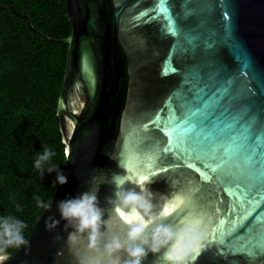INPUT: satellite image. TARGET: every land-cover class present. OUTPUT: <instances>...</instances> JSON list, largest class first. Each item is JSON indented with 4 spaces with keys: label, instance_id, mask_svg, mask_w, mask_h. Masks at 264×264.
Returning <instances> with one entry per match:
<instances>
[{
    "label": "water",
    "instance_id": "obj_1",
    "mask_svg": "<svg viewBox=\"0 0 264 264\" xmlns=\"http://www.w3.org/2000/svg\"><path fill=\"white\" fill-rule=\"evenodd\" d=\"M154 6L155 0H65L70 31L64 38L50 37L27 19L30 29L45 39L67 45L56 115L68 180L66 184L57 185L50 199L52 208L42 211L29 234L28 243L14 252L0 254L5 258L0 264H77V253L90 255L82 243H69L68 232L72 229H65L63 220L52 230H47L44 223L49 211L56 213L59 219L56 212L59 199L89 188L97 191L98 203L108 219L107 234L123 233L125 225L108 199L113 192L112 177L127 174L122 163L125 153L135 167L139 163L138 149L140 159L146 160L149 154L158 153L166 145L162 131L151 126L144 132L142 125L154 119L182 83V71L161 76L163 62L174 43L173 38L161 33V22L133 20L140 12ZM169 6L174 13L182 11L181 0H170ZM4 7L17 13L11 5ZM143 19L147 20V17ZM236 25L240 39L258 65L264 67V0H236ZM196 28L207 33L218 28V23L209 21L202 27L196 24ZM220 53L234 70L229 52L220 49ZM205 54L200 50L198 57ZM191 62L190 56L182 59L180 54L172 61L180 70ZM86 69L91 70L93 80H89ZM145 137H148L147 142H143ZM177 163L171 154H165L161 157L160 168L169 171L153 169L155 174L143 185L151 190L157 209V204L161 206L174 194L192 199L197 213L201 210L208 213L205 219L211 233L225 218L215 211L217 202L221 201L219 206L226 215L232 197L222 193L214 180L202 182L195 169L177 168ZM139 171L146 172V169ZM126 186L138 189L139 183L131 180ZM194 189H200L198 195H194ZM259 211L264 213V207ZM57 235L59 239H56ZM83 239L81 237V241ZM118 255L122 260L123 253ZM143 264L172 262L161 250L160 253H149ZM183 264H264V256L234 254L225 260L204 252L196 261H184Z\"/></svg>",
    "mask_w": 264,
    "mask_h": 264
},
{
    "label": "snow or ice",
    "instance_id": "obj_2",
    "mask_svg": "<svg viewBox=\"0 0 264 264\" xmlns=\"http://www.w3.org/2000/svg\"><path fill=\"white\" fill-rule=\"evenodd\" d=\"M169 4L170 0H155L154 7L133 20L161 22V33L174 39L161 76L182 71V83L154 119L142 125L144 132L151 126L162 131L166 145L146 160L140 159L138 149L135 167L125 153V175L143 184L155 174L153 169L169 171L160 168V161L171 154L177 168L195 169L202 182L214 180L222 193L232 197L226 215L219 206L221 201L217 202L215 211L225 218L211 233L207 212L197 213L192 199L183 194L170 197L172 208L164 216L168 222L199 217L205 231L204 239L185 262L196 261L204 252L225 260L234 254L264 256V213L259 211L264 207V67L258 65L238 35L236 0H181L182 11L175 13ZM209 21L218 23V28L207 33L196 28V24L202 27ZM220 49L229 52L234 70ZM200 50L206 54L198 57ZM177 54L182 59L191 57L192 62L183 70L173 66ZM86 71L93 80L91 70ZM141 168L146 172L139 171ZM199 191L194 189V195ZM4 259L0 256V261Z\"/></svg>",
    "mask_w": 264,
    "mask_h": 264
},
{
    "label": "trees",
    "instance_id": "obj_3",
    "mask_svg": "<svg viewBox=\"0 0 264 264\" xmlns=\"http://www.w3.org/2000/svg\"><path fill=\"white\" fill-rule=\"evenodd\" d=\"M27 19L52 38H64L70 31L65 0H0V215L25 221L26 240L44 210L34 194L50 201L57 187L54 172L41 178L34 168L36 154L51 148L56 154L45 168H65L56 100L67 51L65 43L30 29Z\"/></svg>",
    "mask_w": 264,
    "mask_h": 264
},
{
    "label": "clouds",
    "instance_id": "obj_4",
    "mask_svg": "<svg viewBox=\"0 0 264 264\" xmlns=\"http://www.w3.org/2000/svg\"><path fill=\"white\" fill-rule=\"evenodd\" d=\"M56 153L48 147L36 154L34 168L41 178L45 173H55L54 185L67 183L68 177L57 164H45ZM131 180L126 175L115 174L112 177L113 192L108 199L115 213L124 223L121 234H107L105 226L108 219L98 203L97 191L89 188L76 195L66 194L56 202V213L49 211L45 218V228L54 229L63 220L71 245L82 243L90 255L77 253V264H143L149 253L164 252L172 264H183L185 258L204 239L205 231L199 217L171 223L164 219L172 205L165 200L159 209L152 200V192L143 184L137 187L126 186ZM38 207L50 210L52 203L44 201L34 194ZM17 209L20 205H16ZM25 221L15 215H0V254L9 248H19L28 241L24 235ZM83 237V241H81ZM59 239V235L56 236ZM123 253L121 260L119 253Z\"/></svg>",
    "mask_w": 264,
    "mask_h": 264
},
{
    "label": "rangeland",
    "instance_id": "obj_5",
    "mask_svg": "<svg viewBox=\"0 0 264 264\" xmlns=\"http://www.w3.org/2000/svg\"><path fill=\"white\" fill-rule=\"evenodd\" d=\"M193 204H194V202H193ZM195 205V204H194ZM157 207H160V205L159 204H157Z\"/></svg>",
    "mask_w": 264,
    "mask_h": 264
}]
</instances>
